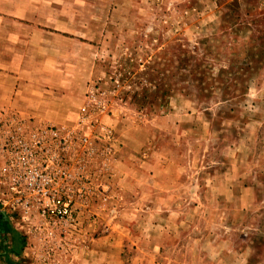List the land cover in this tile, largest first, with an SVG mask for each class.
Wrapping results in <instances>:
<instances>
[{"label": "rangeland", "instance_id": "obj_1", "mask_svg": "<svg viewBox=\"0 0 264 264\" xmlns=\"http://www.w3.org/2000/svg\"><path fill=\"white\" fill-rule=\"evenodd\" d=\"M113 1L85 90L120 145L107 199L68 221L0 200V264H264V0ZM121 149L147 169L120 181Z\"/></svg>", "mask_w": 264, "mask_h": 264}, {"label": "crops", "instance_id": "obj_2", "mask_svg": "<svg viewBox=\"0 0 264 264\" xmlns=\"http://www.w3.org/2000/svg\"><path fill=\"white\" fill-rule=\"evenodd\" d=\"M112 1L0 0V114L13 112L39 124L76 123L96 75L92 53L106 38ZM75 7L87 13L76 15ZM122 154L121 149L120 181L128 167L147 169L149 161L136 166L123 162Z\"/></svg>", "mask_w": 264, "mask_h": 264}, {"label": "built area", "instance_id": "obj_3", "mask_svg": "<svg viewBox=\"0 0 264 264\" xmlns=\"http://www.w3.org/2000/svg\"><path fill=\"white\" fill-rule=\"evenodd\" d=\"M107 93L88 88L72 126L39 124L0 114V200L8 211L66 220L105 201L120 148L108 116Z\"/></svg>", "mask_w": 264, "mask_h": 264}]
</instances>
